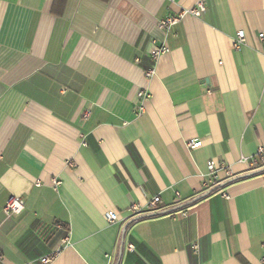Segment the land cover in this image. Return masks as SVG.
<instances>
[{
    "label": "crops",
    "instance_id": "crops-1",
    "mask_svg": "<svg viewBox=\"0 0 264 264\" xmlns=\"http://www.w3.org/2000/svg\"><path fill=\"white\" fill-rule=\"evenodd\" d=\"M198 1L0 0V264H264V0Z\"/></svg>",
    "mask_w": 264,
    "mask_h": 264
},
{
    "label": "built area",
    "instance_id": "built-area-1",
    "mask_svg": "<svg viewBox=\"0 0 264 264\" xmlns=\"http://www.w3.org/2000/svg\"><path fill=\"white\" fill-rule=\"evenodd\" d=\"M172 1V0H171ZM206 11V5L203 0L198 1L197 5H195L192 8L188 9H183L179 11L177 14L168 16L164 19H162L158 23L159 29L165 30L167 33L172 30L173 27H175L177 24L181 22V20L187 16L191 15L194 17H200L204 12ZM260 38L264 37V34L261 33L259 35ZM246 41V36H245V31L244 30H239L234 38L233 46L236 50L241 49V47L244 45ZM153 47L150 51V57L152 59L151 65L148 67V69L145 71V76L147 78H151L155 74V68H156V63L160 59V57L167 52L170 51V48L166 44H158L156 45V40H152ZM150 93L149 91L145 89H141L138 91L137 98L140 100V104L138 107H136V113L141 114L144 110V101L148 100L150 98ZM84 144H86V141H84ZM187 145L190 148H197L202 145V140L201 139H190L187 143ZM240 163H244L250 167L254 168H264V144L259 145L256 153L254 155H242L239 158ZM220 171H224L226 175L228 176H233L234 175V170L232 165L228 164H220L215 160H211L208 162V176L209 178L205 181V185H209L213 183L214 181L219 179V173ZM62 185V181L58 178H55L53 181V186L58 189ZM228 197V195H225ZM161 201L159 197H154L150 203L148 204V209L143 210L142 208L138 207L137 205H133L132 207V212L136 215L138 214H143L148 211H151L153 209H156L160 206ZM24 208V201L23 199L15 196H11L5 206H4V211L7 215H12V214H18L20 213ZM188 212L183 211L182 212V217H188ZM107 219L110 222H115L117 221L118 217L115 213L109 212L107 214ZM197 247V245H194ZM53 260V256H45L41 259L40 264H50V262Z\"/></svg>",
    "mask_w": 264,
    "mask_h": 264
},
{
    "label": "trees",
    "instance_id": "trees-1",
    "mask_svg": "<svg viewBox=\"0 0 264 264\" xmlns=\"http://www.w3.org/2000/svg\"><path fill=\"white\" fill-rule=\"evenodd\" d=\"M63 230H64V236H67L68 233H69V229H68V227L63 226Z\"/></svg>",
    "mask_w": 264,
    "mask_h": 264
},
{
    "label": "water",
    "instance_id": "water-1",
    "mask_svg": "<svg viewBox=\"0 0 264 264\" xmlns=\"http://www.w3.org/2000/svg\"><path fill=\"white\" fill-rule=\"evenodd\" d=\"M126 228L124 229V232H125Z\"/></svg>",
    "mask_w": 264,
    "mask_h": 264
}]
</instances>
